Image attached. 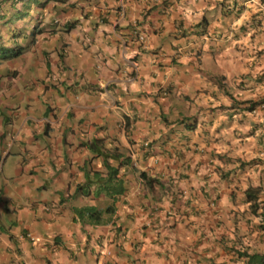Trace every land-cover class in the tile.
Segmentation results:
<instances>
[{
    "label": "crops",
    "instance_id": "1",
    "mask_svg": "<svg viewBox=\"0 0 264 264\" xmlns=\"http://www.w3.org/2000/svg\"><path fill=\"white\" fill-rule=\"evenodd\" d=\"M198 1L0 0V46L23 47L0 61V264H244L238 251L264 252V101L232 105L264 100L263 57L256 37L233 52L217 0ZM94 138L129 163L113 213L90 225L70 208L108 202L71 198Z\"/></svg>",
    "mask_w": 264,
    "mask_h": 264
},
{
    "label": "trees",
    "instance_id": "2",
    "mask_svg": "<svg viewBox=\"0 0 264 264\" xmlns=\"http://www.w3.org/2000/svg\"><path fill=\"white\" fill-rule=\"evenodd\" d=\"M32 32V31H31ZM35 32V31H33ZM32 32V34H33ZM22 46H13L5 48L0 46V61L13 59L19 56L22 52ZM231 97V96H230ZM264 101L263 98L258 101L246 100V101H234V104L247 103L244 109L250 111L253 109L256 103ZM84 146L88 149L92 156L88 157L83 162L80 169L84 176V181L75 185L71 198L74 199L77 196L91 197V199L97 198L100 194L107 196L109 200L106 203L104 201L97 203L99 199H96V204L89 205L83 203L80 205H73L70 210L81 224L87 223L90 225L99 224L102 222L104 214H112L114 211L113 202L119 194L124 191L123 180L118 170L120 167H126L129 163V157L127 150L120 145L109 146L105 142V138H94L84 142ZM94 159H99L100 170L96 167V163L92 162ZM140 178L145 179L144 173H139ZM256 191L248 188L246 191V201H248L249 209L251 212H255L258 209L256 202ZM261 215H264V201H262ZM72 219L74 220V218ZM260 227L264 226L260 224ZM238 256L244 257V264H264V252L263 253H247L237 252Z\"/></svg>",
    "mask_w": 264,
    "mask_h": 264
},
{
    "label": "rangeland",
    "instance_id": "3",
    "mask_svg": "<svg viewBox=\"0 0 264 264\" xmlns=\"http://www.w3.org/2000/svg\"><path fill=\"white\" fill-rule=\"evenodd\" d=\"M198 2H200V0ZM217 2L220 5L219 8H221L220 12L226 14L228 20L231 22L228 29L229 31L231 30L230 34L232 36L225 45L230 46L232 51L236 54L242 53L244 51V47L249 44L248 40H252V38L256 37L258 39V43H252L254 48L251 49V52L253 53V51H255L262 55V76H264V0H217ZM241 11L244 12L246 16L243 19L244 21L237 22L236 20L239 19V13ZM244 31H246L247 34L246 41L242 40L238 43V41L242 38L241 34ZM240 35L241 37L239 38ZM257 76L258 75H256L255 78ZM14 153L15 151L12 147L9 155H14ZM8 165V160L6 159L3 164L4 168H2L3 173H6Z\"/></svg>",
    "mask_w": 264,
    "mask_h": 264
},
{
    "label": "clouds",
    "instance_id": "4",
    "mask_svg": "<svg viewBox=\"0 0 264 264\" xmlns=\"http://www.w3.org/2000/svg\"><path fill=\"white\" fill-rule=\"evenodd\" d=\"M35 18H36V17H35ZM37 26H38V23H37V22L34 23V24L30 27V32H31V31H32V32H33V31L37 32ZM32 32H31V33H32ZM35 32H33V33H35ZM142 38H143L142 36H139V39H140V40H142ZM2 47H3V46H2ZM5 48H7V47H5ZM8 48H9V47H8ZM140 173H141V172H140ZM142 173H143V172H142ZM141 179H142V178H141ZM145 179H146V178H145ZM145 179H142V180H141V181L143 182V184H144ZM145 182H147V180H146ZM142 186H143V185H142ZM119 195H120V194H119ZM119 195L114 196V197H116L115 200H117V199L119 198V197H118ZM115 200H114V201H115ZM108 201H109V200H108ZM113 207H114V209H115L114 202H113ZM102 219H103V218H102Z\"/></svg>",
    "mask_w": 264,
    "mask_h": 264
}]
</instances>
